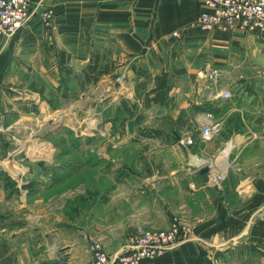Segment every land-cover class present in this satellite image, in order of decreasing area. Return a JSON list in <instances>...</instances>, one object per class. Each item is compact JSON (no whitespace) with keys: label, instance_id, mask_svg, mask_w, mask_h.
Returning a JSON list of instances; mask_svg holds the SVG:
<instances>
[{"label":"crops","instance_id":"0c3cea01","mask_svg":"<svg viewBox=\"0 0 264 264\" xmlns=\"http://www.w3.org/2000/svg\"><path fill=\"white\" fill-rule=\"evenodd\" d=\"M70 1L32 0L29 21L0 37V77L34 71L49 80L57 50L77 54L76 38L66 35L78 27L57 12ZM84 2L77 15L94 16L102 43L112 39L106 45L129 60L122 64L151 78L138 77L148 87L123 95L137 107L121 134L99 139L100 153L76 139L53 175H28L34 186L10 187L1 177L0 264H88L84 235L112 256L130 249L142 229L167 228L173 216L187 236L137 264H264V32L200 30L203 0ZM46 6L51 28L39 18ZM204 66L216 73L198 78ZM163 73L171 82L167 104L147 103L153 77ZM223 89L232 96L223 98ZM204 125L214 126L208 139ZM185 137L190 144L180 143ZM215 174L220 186L211 183Z\"/></svg>","mask_w":264,"mask_h":264},{"label":"rangeland","instance_id":"374dc122","mask_svg":"<svg viewBox=\"0 0 264 264\" xmlns=\"http://www.w3.org/2000/svg\"><path fill=\"white\" fill-rule=\"evenodd\" d=\"M66 4L57 12H66L68 21L78 27V35H66L76 38L80 46L77 54L72 57L67 51L57 50V74L49 80H44L45 73L34 71L33 76L27 74L15 81L5 73L0 77V179L7 180L10 187L34 186L28 177L33 171L53 175L61 166L58 161L70 153L76 139L89 141L88 148L100 153L99 139L113 138V133L121 134L123 129L124 113L115 118L114 104L127 99L123 95L130 91L148 87V81L138 80L122 64L129 62L126 55L114 45H106L112 39L102 43V36L93 32L98 25L96 18L77 15L81 13L77 5H86L84 0ZM94 63L97 67L93 70ZM101 71H109V75L99 74ZM136 105L131 104L133 113ZM106 122L112 123L110 130L106 129ZM51 179L57 182V177L47 181Z\"/></svg>","mask_w":264,"mask_h":264},{"label":"built area","instance_id":"2783aa9c","mask_svg":"<svg viewBox=\"0 0 264 264\" xmlns=\"http://www.w3.org/2000/svg\"><path fill=\"white\" fill-rule=\"evenodd\" d=\"M32 0H0V37L10 36L23 27L32 15ZM204 9L199 13L196 26L202 31L213 30H239L264 32V0H203ZM53 9L50 6L43 7L39 12V18L44 28L53 25ZM179 33L173 32L177 37ZM215 70L207 66L199 69L197 77L207 75L211 77ZM223 98L232 95L228 90H221ZM214 126L204 125L200 133L204 139H208ZM182 145L191 143L189 137L180 140ZM221 174L212 176L211 183L220 186ZM19 188H22L18 185ZM188 226L178 217L173 216L167 228L142 229L134 239L130 249L112 256L107 255L101 245L88 240L87 248L92 253V259L88 264H137L143 258H155L160 256L169 246L177 243L187 236Z\"/></svg>","mask_w":264,"mask_h":264},{"label":"trees","instance_id":"16d2710c","mask_svg":"<svg viewBox=\"0 0 264 264\" xmlns=\"http://www.w3.org/2000/svg\"><path fill=\"white\" fill-rule=\"evenodd\" d=\"M59 63H62V60L60 58H59ZM91 66H92L91 69L93 70L97 67L96 63H94ZM130 68L133 70V72L137 77L141 76L146 80H149L151 78L150 74L146 70L136 67L134 64H131ZM85 72H87V70ZM99 74L101 75L109 74V71H101ZM153 78H154V86L147 91L145 100L147 103L151 101L154 104L165 105L167 104V93L171 87V82H170V78L168 77V73L155 75ZM94 80L97 81V76L94 78ZM150 95L151 97H148ZM127 103L128 102L122 99L119 105L115 109V118L121 115L122 113H124L121 122H124L127 118H129L133 114L132 107H129Z\"/></svg>","mask_w":264,"mask_h":264},{"label":"bare ground","instance_id":"6f19581e","mask_svg":"<svg viewBox=\"0 0 264 264\" xmlns=\"http://www.w3.org/2000/svg\"><path fill=\"white\" fill-rule=\"evenodd\" d=\"M25 145H28V143H26Z\"/></svg>","mask_w":264,"mask_h":264},{"label":"water","instance_id":"95a60500","mask_svg":"<svg viewBox=\"0 0 264 264\" xmlns=\"http://www.w3.org/2000/svg\"><path fill=\"white\" fill-rule=\"evenodd\" d=\"M204 171H206V169H204Z\"/></svg>","mask_w":264,"mask_h":264}]
</instances>
